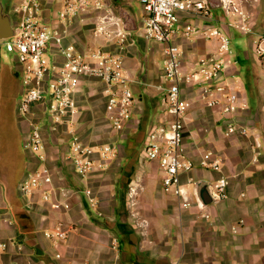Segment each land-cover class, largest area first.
<instances>
[{
	"label": "crops",
	"instance_id": "obj_1",
	"mask_svg": "<svg viewBox=\"0 0 264 264\" xmlns=\"http://www.w3.org/2000/svg\"><path fill=\"white\" fill-rule=\"evenodd\" d=\"M233 1L247 17L249 33L230 26L237 16L213 10L221 5L208 4L206 18L179 14V34L174 42L182 52L185 73L218 55V40L209 38L213 30H222L231 42L237 31L246 36L247 45L235 59L228 56L217 85L224 83L239 93L244 110L238 122L249 130L248 136H226L219 109L206 106L202 86L185 87L190 108L184 150L196 166L181 176L191 203L182 208L170 192L174 190L163 186L158 163L144 157L149 134L172 117L163 112V98L170 85L164 74L166 45L145 37V12L134 14L141 0H102L104 8L83 12L71 24L59 20L64 0H41L38 17L47 26L65 32L78 50L89 53L103 47L121 54L135 101L127 129L117 133L107 112L106 85L96 77L84 78L73 123L54 127L42 106L22 116L18 104L15 110L7 105L8 94L2 90L0 77V244L6 245L5 250L0 249V264H264V55L259 50H264V0ZM23 2L10 0L13 25L23 17ZM118 8L127 10L137 26L129 34L126 31L122 48L116 38L97 32L100 16L115 17L123 24ZM3 50L0 46V54ZM18 73L12 72L11 81L19 79L21 98ZM34 123L43 132L40 154L24 148ZM75 137L95 151L111 145L117 156L106 168H98L102 160L96 154L94 173L83 179L73 162ZM208 151L224 156L221 172L198 164ZM44 166L51 170L52 185L32 196L23 195L19 188L22 180ZM220 177L229 181L227 197L201 206L196 191L211 190ZM85 189L93 191V198L83 193ZM43 192H51L49 201L44 200ZM52 201L69 204L70 209L53 210ZM59 224L69 234L66 241L56 243L46 233Z\"/></svg>",
	"mask_w": 264,
	"mask_h": 264
},
{
	"label": "built area",
	"instance_id": "obj_2",
	"mask_svg": "<svg viewBox=\"0 0 264 264\" xmlns=\"http://www.w3.org/2000/svg\"><path fill=\"white\" fill-rule=\"evenodd\" d=\"M145 16L143 32L153 42L165 44L166 62L164 74L170 83L163 98V112L172 117L165 125L155 128L148 137L144 148V157L150 162H157L166 190L173 189L182 208L191 206L187 192L183 189L181 176L191 172L196 163L187 157L184 150L185 120L190 103L184 96L186 86H202V96L206 106L218 108L226 119L225 134L248 136L249 130L238 122L244 105L238 94L230 91L228 86L217 85L226 69L228 56L232 54L231 39L222 30H213L209 38L219 42V53L212 59L202 61L199 68L189 73L183 71L180 47L174 42L179 34V14L184 12L197 17H208L209 6L206 0H141ZM41 0H24L21 6L23 15L15 25L14 35L2 40L0 46L7 53L14 54L21 70H19L22 86L18 112L28 115L35 106H42L48 113L54 127L72 124L79 113L77 93L84 78L96 77L106 85L107 112L113 130L123 133L132 118V107L135 101L130 87L131 80L127 76L121 54L106 51L103 47L93 52L84 53L78 50L75 43L68 40L65 32L51 28L38 17ZM104 8L102 0H64L59 13V20L71 24L81 13L88 10L100 11ZM221 8L228 14L237 16L230 26L249 33L247 17L233 0H221ZM97 32L107 38H116L117 46L124 47L127 36L120 19L112 16H100ZM186 35H189L186 32ZM264 42V37H262ZM2 44V45H1ZM264 55V50L260 49ZM258 148L260 144L256 142ZM24 148L40 154L44 150V138L39 124H32ZM73 162L76 172L87 179L94 173L97 165L95 155L102 163L98 168H106L107 162L117 156V149L105 145L99 151L83 144L78 137L71 144ZM225 159L221 153L206 152L200 159L202 168L221 172ZM53 183L49 167L28 174L20 184V192L32 196L37 190H44ZM229 181L220 177L211 188L217 201L227 197ZM93 198V191H83ZM51 192H43L45 201H49ZM93 205L96 203L91 200ZM53 210H69V204L51 202ZM206 218L208 216H205ZM68 231L59 224L48 231L46 236L53 242L66 241ZM5 250L6 245L0 244ZM57 258H60L57 255Z\"/></svg>",
	"mask_w": 264,
	"mask_h": 264
},
{
	"label": "rangeland",
	"instance_id": "obj_3",
	"mask_svg": "<svg viewBox=\"0 0 264 264\" xmlns=\"http://www.w3.org/2000/svg\"><path fill=\"white\" fill-rule=\"evenodd\" d=\"M6 4H7V10L8 12L11 9V4H10V0H6ZM214 11L221 10V14H222V8H217V9H213ZM138 11H143V5H137V8L135 9L134 14L137 15ZM139 22V18L137 17V23ZM139 25V24H138ZM130 32H128L127 34H129ZM240 33V32H239ZM238 33V31L236 32L237 38L236 40H234L233 42H231V58L235 59L236 56H238L239 52L241 49H244V47L247 45V39L243 38L246 36H240V34ZM232 41V39H231ZM3 43V42H0ZM2 45V44H1ZM0 65L2 68V71L0 73V77H1V85L3 84V88L2 90H7L6 95L8 94L7 97V105L10 104L11 106L14 107L15 110V105L18 104V101L20 100L18 92L19 91V79H12L11 81V74L14 71H19L21 70L18 62H16V58L14 56V54L11 53H7L5 50H3L0 54ZM222 86H225L224 83H221ZM234 93L238 94L239 93L237 91H235ZM10 107V106H9ZM220 115V114H219ZM220 126L223 127V124L226 122V119L220 115ZM173 190V189H172ZM172 194H175L174 191H170ZM175 196V195H174Z\"/></svg>",
	"mask_w": 264,
	"mask_h": 264
},
{
	"label": "water",
	"instance_id": "obj_4",
	"mask_svg": "<svg viewBox=\"0 0 264 264\" xmlns=\"http://www.w3.org/2000/svg\"><path fill=\"white\" fill-rule=\"evenodd\" d=\"M207 3L213 7L221 5L219 0H207ZM119 9V17L123 20V28L125 31L131 32L136 30V22L133 16L125 9ZM14 35L13 22L10 13L7 10L6 0H0V41L8 39ZM201 206H208L216 201L212 191L209 188L198 189L196 191Z\"/></svg>",
	"mask_w": 264,
	"mask_h": 264
},
{
	"label": "trees",
	"instance_id": "obj_5",
	"mask_svg": "<svg viewBox=\"0 0 264 264\" xmlns=\"http://www.w3.org/2000/svg\"><path fill=\"white\" fill-rule=\"evenodd\" d=\"M17 75L19 76V73ZM19 78H20V76H19Z\"/></svg>",
	"mask_w": 264,
	"mask_h": 264
}]
</instances>
